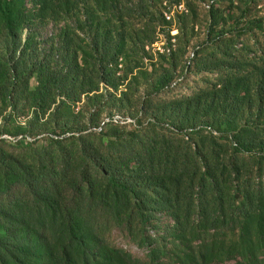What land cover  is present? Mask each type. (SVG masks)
Instances as JSON below:
<instances>
[{"label":"trees","instance_id":"16d2710c","mask_svg":"<svg viewBox=\"0 0 264 264\" xmlns=\"http://www.w3.org/2000/svg\"><path fill=\"white\" fill-rule=\"evenodd\" d=\"M27 1L0 0V121L15 116L0 132L53 134L12 147L0 138V264H264V56L235 48L246 10L229 36L232 16L214 3L209 9L217 82L170 101L149 93L135 115H107L134 122L109 121L98 131L75 129L64 112L84 97L128 106L131 81L144 70L129 63L132 26L121 24L149 5ZM46 21L60 27L48 47L37 30ZM245 24L237 31L264 32V17ZM194 49L191 65L200 57ZM176 51L159 54L173 65ZM172 81L164 72L156 91L176 88ZM102 110L90 113L95 128ZM24 113L23 124L16 117ZM245 152L258 161V182L247 176ZM116 227L151 247L145 259L110 242Z\"/></svg>","mask_w":264,"mask_h":264},{"label":"rangeland","instance_id":"374dc122","mask_svg":"<svg viewBox=\"0 0 264 264\" xmlns=\"http://www.w3.org/2000/svg\"><path fill=\"white\" fill-rule=\"evenodd\" d=\"M27 2L30 8L33 7L30 0ZM182 2L185 3L187 11H183L182 13H177V11L175 12L177 3ZM230 3V0H215V2L214 0H145V3L142 5H149V9H143L139 16L126 18L121 24L125 30H128V25L132 26V30H130L132 40L128 43V46H126V50L131 56L129 63L132 65L138 63L143 66L144 70L131 81L130 97L127 101L128 106L120 107L119 105H114L112 100H106L108 99L106 96L100 101H89L84 97L82 102H79L72 108V112H64L68 115V120L70 121L71 126L75 129L81 127L85 129L92 126L90 130L94 129L100 131L102 130L103 125L109 121L117 123L134 122L132 117H123L119 113H116L112 118L107 117V115L112 114L111 112L115 111L121 112L122 114L125 113L126 115H135L136 110L140 109L138 101L145 96H148L149 93H152V96L157 99L163 98L164 100L170 101L176 97L192 96L199 92L202 88L209 86L213 82H217L220 75L218 71H215L216 67L214 68L213 65L209 63L215 59L217 56L216 53H218L215 46H211L215 41V34H212V37L209 36L211 22V12L209 9L212 5L213 9L219 8L220 10H224V14L226 16H232L229 18L231 22L226 26L227 29L225 31V34L228 33L229 36L233 34V32H229V29L236 25V19L240 16L241 10H246L247 17L243 18L241 20L243 23L234 29V33L236 35H239L240 32L242 33L239 38L236 37L235 39L238 41L235 42V48L243 55L247 54L249 57L259 60L258 57L264 56V32L259 31L257 28H249L245 31H237V29L240 30L245 27V22L248 19L264 17V0H242L241 2L236 0L233 2L235 3V6L232 10L229 9L231 7ZM165 11L166 14H163ZM153 14L156 17L155 21L150 19ZM161 14H163L164 20L162 19ZM172 15H174L173 19ZM232 19H235V23ZM71 23L78 24L76 19H72ZM176 27L179 30V33L176 36L177 40L175 47V50L177 49L175 52L177 55H174V63L173 65H170L168 62L161 59V54L159 53H164V50H166V54L169 55L172 52V39L170 38L171 33L168 29H175ZM220 27L223 28L224 25H221ZM37 28L38 32H40V37H38L39 42L42 46L48 47L52 42L53 36L57 37L60 27H58L55 21H46L40 26H37ZM143 45L146 46L145 51H147V53L142 49ZM196 46L197 48L198 46L200 47L198 51L200 57L198 60L196 58L194 63L191 65L193 59L195 58L194 48ZM154 52L157 53L155 54ZM260 60L262 61L261 58ZM185 61L187 67L191 65L187 68V70L185 67ZM250 62L251 61H249L248 64ZM200 63H203V65L204 63H207V65L206 67H200ZM123 64V69L120 70L121 73H123L126 65L124 62ZM164 72L172 76L173 81L170 83V87L177 86L169 91H156V78L164 74ZM36 84L37 79L34 77L31 80V86L34 87ZM101 91H103V87ZM98 108H103L102 114L98 117V120L100 118L103 120V117L104 120L100 127L95 128L93 127L95 123L91 121L90 113L94 109ZM10 110L11 109H8V112H10ZM153 114L154 113L149 112V114L144 116L145 119L142 122H146L147 118L153 116ZM20 115L21 116L16 117V120L22 122L23 124L30 118V114L28 113ZM260 116L262 119L260 122H263L264 112H262ZM12 117L15 116L12 115ZM12 117H9L7 121L2 119L0 124L3 125L5 121L11 124ZM255 119V113H253L251 120ZM260 122L256 120L254 121V124H261ZM52 134L53 133L47 129L41 131L37 130L35 134L27 132L26 134L17 136L10 135L6 132H0V138L7 139L8 144L6 145L12 147V144L17 146L19 144V140L33 141L34 139H44ZM228 147L231 148L229 145ZM259 151V147L254 148V152ZM254 152L243 153L242 161L245 163L247 168V176L254 181L256 178V182H258L261 180L260 175H258L260 166L257 159L254 158ZM262 177L264 180V175ZM163 221L166 222L167 218L164 217ZM127 235L128 233L125 229L116 227L109 235V239L113 245L131 252L136 257L145 259L151 247L146 246V244L142 243V241H137Z\"/></svg>","mask_w":264,"mask_h":264},{"label":"built area","instance_id":"2783aa9c","mask_svg":"<svg viewBox=\"0 0 264 264\" xmlns=\"http://www.w3.org/2000/svg\"><path fill=\"white\" fill-rule=\"evenodd\" d=\"M211 6V5H209ZM177 11V13H182L183 11H187L186 7H185V3H177V7L175 8V12ZM163 14H166V11L163 13ZM175 15V13H174ZM172 15V19H173V16ZM168 31L171 33V39H172V47L174 50H175V47H176V33L178 32L177 30V27L175 29H168ZM154 53H157V52H154ZM164 53H166V50H164ZM115 121H120V120H115Z\"/></svg>","mask_w":264,"mask_h":264}]
</instances>
